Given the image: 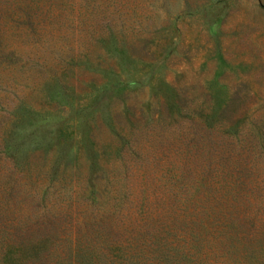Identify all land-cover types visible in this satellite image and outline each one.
<instances>
[{
  "label": "rangeland",
  "instance_id": "rangeland-1",
  "mask_svg": "<svg viewBox=\"0 0 264 264\" xmlns=\"http://www.w3.org/2000/svg\"><path fill=\"white\" fill-rule=\"evenodd\" d=\"M70 1L71 11L42 14L32 25L26 17L17 28L16 15L4 19V50L14 54V62L0 63V122L5 109L26 102L47 111L53 126L66 120L73 142L86 143V130L94 146L107 145L108 150L119 140L107 127V113L128 140L118 153L105 151L97 167L100 187L105 190L108 184V193L116 194L125 214L124 219L116 212L111 215L121 234L129 229L126 217L141 197L154 207L166 202L170 192H179L167 178L180 172L206 175L208 180L198 183L206 192L196 194V204L212 205L224 216L233 205L245 206L243 220L264 224V185L259 181L263 154H249L217 133L197 130L175 114L169 101L172 95L183 102L225 94L234 99L238 112L263 122L264 0H78L80 7L77 0ZM110 28L117 46L124 47L125 59L93 40ZM113 80L126 85L103 95ZM52 151L35 156L33 174L45 168L43 160ZM85 153L82 147L77 152L81 174L87 170ZM6 164L0 160V177ZM64 168L70 173L76 169L69 164ZM247 172L255 175L257 187L245 183L233 192L232 177L244 181ZM26 181L18 180L17 196L27 190ZM45 181L33 183L41 188ZM32 205L24 200L20 217L33 220ZM45 207L44 219L56 220V207ZM259 239L260 245L244 240L241 247L264 262V239ZM216 253L219 259L227 257L224 250Z\"/></svg>",
  "mask_w": 264,
  "mask_h": 264
},
{
  "label": "trees",
  "instance_id": "trees-1",
  "mask_svg": "<svg viewBox=\"0 0 264 264\" xmlns=\"http://www.w3.org/2000/svg\"><path fill=\"white\" fill-rule=\"evenodd\" d=\"M73 3L70 0H0V63L14 62V54L4 50L1 29L4 19L16 15L17 28L18 20L22 23V18L26 17L32 25L42 14L71 11ZM82 5L81 1H76L77 7ZM93 40L117 58L125 59L124 47L117 46V37L111 28L98 32ZM125 85L119 80L108 82L103 95L115 93ZM195 98L180 102L172 95L169 101L175 114L185 117L197 130L203 128L217 133L229 144L247 149L249 154L259 150L264 159V119L259 122L256 118H247L246 113L237 111L234 99L225 94ZM49 115L26 102L12 105L2 115L0 160L7 164L0 177V264H264L254 252L241 247L246 246L244 240L259 244V236L262 242L264 224H248L249 219L243 220L245 206L233 205L224 216L212 205L196 204V194L206 192L199 189L198 183H202L199 179H204V183L208 180L206 175L198 176V172L189 176L182 172L177 176L171 174L167 181L179 192H170L164 203L161 201L153 207L143 203L145 196L141 197L126 217L129 229L119 233L120 224L111 215L116 212L122 216L121 204L116 194L108 193L107 179L104 181L106 189L100 187L98 168L105 151L118 153L123 143L128 142L121 127L106 113L107 127L119 140L106 150L107 145L94 146L86 130V143L73 142V129L66 120L62 126H53ZM81 147L88 153H85L87 170L83 174L77 170V152ZM50 148L54 151L44 158L45 168L33 174L32 170L37 167L35 156ZM66 164L73 165L74 172H67ZM30 175L34 176L33 180ZM25 177L28 178L27 190L17 196L16 184ZM102 177L104 179L105 175ZM245 177L244 181L238 176L232 177L233 192L237 193L238 186L245 183L253 190L257 187L255 175L247 172ZM40 178L46 180V184L35 187L33 181ZM259 181L264 185V176ZM199 198L197 196V200ZM24 200L33 204V220L20 217L19 209ZM105 203L108 208L103 209ZM47 204L56 207V220L54 217L44 219ZM37 218L41 219V224L37 223ZM124 218L125 214L121 219ZM246 227L252 228L247 230ZM217 250H224L227 257L219 259Z\"/></svg>",
  "mask_w": 264,
  "mask_h": 264
}]
</instances>
